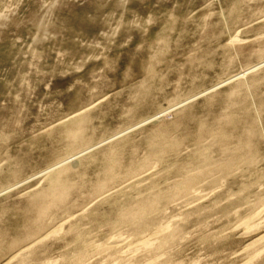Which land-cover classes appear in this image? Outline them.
I'll return each mask as SVG.
<instances>
[{
	"label": "rangeland",
	"instance_id": "obj_1",
	"mask_svg": "<svg viewBox=\"0 0 264 264\" xmlns=\"http://www.w3.org/2000/svg\"><path fill=\"white\" fill-rule=\"evenodd\" d=\"M0 264H264V0H0Z\"/></svg>",
	"mask_w": 264,
	"mask_h": 264
}]
</instances>
